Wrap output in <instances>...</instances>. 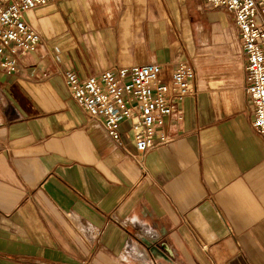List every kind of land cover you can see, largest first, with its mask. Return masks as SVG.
<instances>
[{
    "label": "crops",
    "instance_id": "obj_1",
    "mask_svg": "<svg viewBox=\"0 0 264 264\" xmlns=\"http://www.w3.org/2000/svg\"><path fill=\"white\" fill-rule=\"evenodd\" d=\"M26 19L42 43L0 69V264H264V135L251 125L230 10L206 0H51ZM195 68L145 156L85 116L60 70ZM209 79H203L204 77Z\"/></svg>",
    "mask_w": 264,
    "mask_h": 264
},
{
    "label": "built area",
    "instance_id": "obj_2",
    "mask_svg": "<svg viewBox=\"0 0 264 264\" xmlns=\"http://www.w3.org/2000/svg\"><path fill=\"white\" fill-rule=\"evenodd\" d=\"M50 1L0 0V69L4 72H14L19 58L43 42L25 14ZM206 1L208 6L226 8L233 14L241 53L246 59L242 88L253 104L251 125L264 135V0ZM161 68L162 63L150 61L104 67L86 76L69 68L60 70L71 97L85 116L100 121L111 139L119 141L120 123L130 122L136 148L133 157L143 175L147 152L168 140L163 134L155 140L163 117L182 119L176 101L198 93L195 68L190 61L179 58L174 62L169 83L159 79Z\"/></svg>",
    "mask_w": 264,
    "mask_h": 264
},
{
    "label": "rangeland",
    "instance_id": "obj_3",
    "mask_svg": "<svg viewBox=\"0 0 264 264\" xmlns=\"http://www.w3.org/2000/svg\"><path fill=\"white\" fill-rule=\"evenodd\" d=\"M211 7V6H210ZM196 75H197V73H196ZM196 75H195V77H196ZM210 77H208V76H206V77H204L203 79H209Z\"/></svg>",
    "mask_w": 264,
    "mask_h": 264
}]
</instances>
